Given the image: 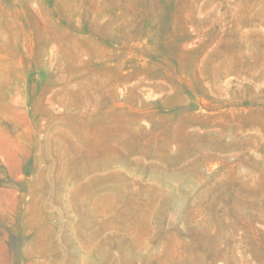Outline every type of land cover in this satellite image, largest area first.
<instances>
[{"label": "rangeland", "instance_id": "obj_1", "mask_svg": "<svg viewBox=\"0 0 264 264\" xmlns=\"http://www.w3.org/2000/svg\"><path fill=\"white\" fill-rule=\"evenodd\" d=\"M0 264H264V0H0Z\"/></svg>", "mask_w": 264, "mask_h": 264}]
</instances>
